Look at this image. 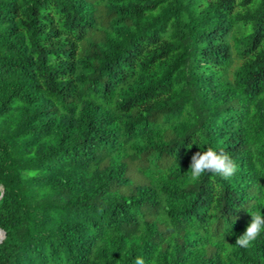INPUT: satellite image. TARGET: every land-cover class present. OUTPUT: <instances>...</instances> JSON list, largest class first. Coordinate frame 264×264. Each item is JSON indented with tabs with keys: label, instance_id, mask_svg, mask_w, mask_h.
<instances>
[{
	"label": "trees",
	"instance_id": "16d2710c",
	"mask_svg": "<svg viewBox=\"0 0 264 264\" xmlns=\"http://www.w3.org/2000/svg\"><path fill=\"white\" fill-rule=\"evenodd\" d=\"M0 186V264H264V0H0Z\"/></svg>",
	"mask_w": 264,
	"mask_h": 264
},
{
	"label": "clouds",
	"instance_id": "9594fccd",
	"mask_svg": "<svg viewBox=\"0 0 264 264\" xmlns=\"http://www.w3.org/2000/svg\"><path fill=\"white\" fill-rule=\"evenodd\" d=\"M257 170L261 169V164H256ZM238 171V165L225 152H217L212 148H208L203 152H196L192 155L190 161L189 174L193 181L206 174L218 175L221 178L228 180L235 176ZM260 207L251 211V222L246 227L244 233L235 241V245L240 248H249L262 234H264V195L258 201ZM134 264H145L143 257H137Z\"/></svg>",
	"mask_w": 264,
	"mask_h": 264
},
{
	"label": "water",
	"instance_id": "95a60500",
	"mask_svg": "<svg viewBox=\"0 0 264 264\" xmlns=\"http://www.w3.org/2000/svg\"><path fill=\"white\" fill-rule=\"evenodd\" d=\"M0 190H1V195H0V198H1V196L3 194V189L1 186H0ZM4 237H5L4 232L0 230V242L3 240Z\"/></svg>",
	"mask_w": 264,
	"mask_h": 264
}]
</instances>
